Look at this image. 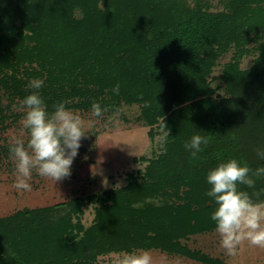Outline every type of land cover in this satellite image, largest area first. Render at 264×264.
<instances>
[{
    "label": "trees",
    "instance_id": "trees-1",
    "mask_svg": "<svg viewBox=\"0 0 264 264\" xmlns=\"http://www.w3.org/2000/svg\"><path fill=\"white\" fill-rule=\"evenodd\" d=\"M221 1L214 10L210 0H0V134L23 116L14 106L40 78L50 110L65 99L80 111L95 100L106 114L138 103L151 136L165 126L170 135L126 185L0 216V264H99L151 249L231 264L187 243L214 231L207 171L228 158L264 166V0ZM230 51L220 75L227 95L217 98L210 77ZM194 134L209 139L195 160L184 147ZM0 163L14 166L6 139ZM88 202L97 205L86 225Z\"/></svg>",
    "mask_w": 264,
    "mask_h": 264
},
{
    "label": "clouds",
    "instance_id": "clouds-1",
    "mask_svg": "<svg viewBox=\"0 0 264 264\" xmlns=\"http://www.w3.org/2000/svg\"><path fill=\"white\" fill-rule=\"evenodd\" d=\"M43 86L44 79H31L27 84L29 94L14 106L23 113L19 132L8 141L9 159L14 164L13 187L18 191H31L34 173L54 183L69 177L82 138L108 111L93 100L91 115L86 118L69 108L67 99L57 101L50 110L39 91ZM112 92L119 95V83L113 86ZM120 115L121 109L113 108L108 119H118ZM169 136L165 126L157 140L166 145ZM208 143L207 137L194 134L184 147L195 160L204 150L202 145ZM257 156L264 160V150L257 149ZM261 179H264V166L253 168L237 158L220 159L206 173L205 182L209 188L205 194L215 205L210 219L214 222L220 247L229 256L237 254L244 240L264 248V188L256 190L257 181ZM114 264H156V261L148 250L126 251L117 256Z\"/></svg>",
    "mask_w": 264,
    "mask_h": 264
},
{
    "label": "rangeland",
    "instance_id": "rangeland-1",
    "mask_svg": "<svg viewBox=\"0 0 264 264\" xmlns=\"http://www.w3.org/2000/svg\"><path fill=\"white\" fill-rule=\"evenodd\" d=\"M210 1L214 10L222 9L224 6L221 0ZM100 4L104 5V2ZM232 55L233 52L230 51L221 56L210 77L211 88L215 90L214 97L227 95L225 83L220 75L225 65L232 60ZM253 64L254 56H246L241 62L243 69H249ZM75 111L86 118L91 115L90 111ZM140 111V105L136 103L124 105L118 119L109 120L108 117L112 114L105 113L95 127L86 133L88 135L82 138L81 144L86 143L88 149L78 150L71 167V175L55 183L34 173L30 181L31 191H18L13 187L14 166L0 163V216L9 215L24 207L53 205L75 196L98 193L116 187L117 184L126 185L130 172L144 170L148 164L142 157H153L163 146L157 140L160 132L151 136V127L138 120ZM22 117L0 134V143L5 139L9 141L12 135L19 132ZM96 205L92 202L86 205L83 215L86 225L91 224ZM187 243L192 248L200 249L231 264H264V248L253 246L244 240L238 246L237 254L229 256L220 247L219 236L215 231L193 235ZM148 251L151 252L156 264H206L159 249ZM119 254L112 252L102 255L99 264H114Z\"/></svg>",
    "mask_w": 264,
    "mask_h": 264
}]
</instances>
